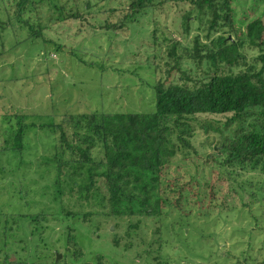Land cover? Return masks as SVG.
I'll list each match as a JSON object with an SVG mask.
<instances>
[{
    "label": "rangeland",
    "instance_id": "rangeland-1",
    "mask_svg": "<svg viewBox=\"0 0 264 264\" xmlns=\"http://www.w3.org/2000/svg\"><path fill=\"white\" fill-rule=\"evenodd\" d=\"M105 1L99 2L97 17L84 18L90 26L81 19L59 23L45 0L30 11L34 25L43 27L42 36L28 38V25L9 20L15 0H0V37L6 47L0 57V264H264V174L213 165L206 154L219 144V134L197 128L193 142L199 156L192 154L186 167L213 186L214 198L182 213L115 219L103 214L102 179L85 190L91 187L88 168L95 166L59 175L53 160L56 135L41 125L60 122L67 112H150L157 82L192 86L214 72L207 61L189 56L194 38L208 42L209 31L208 15L197 11L188 27L183 24L190 3L155 0L135 22L120 28L112 26L130 0ZM232 2L240 29L255 17L264 18V0ZM103 21L111 26L98 29ZM244 53L250 62L259 49ZM181 55L184 74L171 70ZM241 68L222 66L220 72ZM19 113L31 125L22 140L14 137L23 124ZM230 116L199 115L221 128ZM236 125L222 129L223 136ZM94 155L100 157L97 151ZM68 227L74 228L77 246L67 242ZM77 247L82 255L74 257L71 250Z\"/></svg>",
    "mask_w": 264,
    "mask_h": 264
},
{
    "label": "trees",
    "instance_id": "trees-1",
    "mask_svg": "<svg viewBox=\"0 0 264 264\" xmlns=\"http://www.w3.org/2000/svg\"><path fill=\"white\" fill-rule=\"evenodd\" d=\"M44 1L15 0L14 13L9 20L28 25V38L42 36L43 27L34 25L30 11ZM46 1L51 4L59 23L81 19L91 26L89 19H84L86 15L97 17L102 10L99 3L102 0ZM110 1L106 0L105 4ZM176 1L191 4L183 20L187 27L195 11L208 15V42L204 43L196 36L194 54L189 52V56L199 62L207 61L213 74L192 86L157 82L154 85L156 103L150 112H67L61 115L60 122L41 125L52 128L56 135L53 160L60 176L69 169L82 171L87 165L96 167L88 168L91 187L85 190L91 191L102 179L107 192V202L103 206L107 212L103 214L115 219L140 214L166 217L214 198L213 186L192 176L186 168L192 154L199 156L193 142L197 128L222 138L217 147L212 146L213 153L206 154V158L212 157L213 165L240 172L257 170L264 174L263 16L253 18L242 30L235 25L232 0ZM154 4L155 0H130L127 12L120 17L118 25L112 27L125 28ZM110 10L116 9L106 11ZM103 22L98 29L111 26L108 21ZM213 31L218 35L212 36ZM1 39L0 57L6 50ZM175 48L170 50L173 56ZM245 48L259 49V54L247 62ZM175 57L171 70L178 69L184 74L181 61L177 59L183 56ZM222 66L242 68L238 72H220ZM19 114L22 118L18 121L23 124L14 127V137L22 140L29 124L24 123L26 115ZM203 114L231 116L221 128L218 121L202 120L199 115ZM233 122L237 125L232 134L223 136L222 129L226 130ZM96 151L100 153L98 158L94 155ZM217 154L223 155L220 160ZM75 237L74 228L68 227L67 242L77 246L78 241H72ZM114 244L117 245L116 239ZM149 250L147 254H152ZM71 254L74 257L82 255L78 247L72 249ZM97 259L101 261L102 254L97 255Z\"/></svg>",
    "mask_w": 264,
    "mask_h": 264
},
{
    "label": "water",
    "instance_id": "water-1",
    "mask_svg": "<svg viewBox=\"0 0 264 264\" xmlns=\"http://www.w3.org/2000/svg\"><path fill=\"white\" fill-rule=\"evenodd\" d=\"M60 257H61V253H57V258H56V260L60 259Z\"/></svg>",
    "mask_w": 264,
    "mask_h": 264
}]
</instances>
